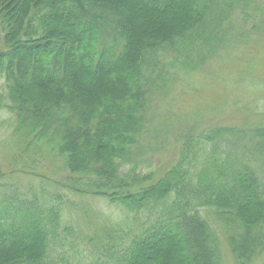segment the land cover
Instances as JSON below:
<instances>
[{
    "label": "trees",
    "instance_id": "obj_1",
    "mask_svg": "<svg viewBox=\"0 0 264 264\" xmlns=\"http://www.w3.org/2000/svg\"><path fill=\"white\" fill-rule=\"evenodd\" d=\"M263 11L261 0H0L11 165L37 169L50 156L68 174L33 172L23 185L0 164V264H225L222 238L235 264H254L264 254V119L192 127L158 179L142 173L137 145L154 89L167 84L160 56L200 65L203 49L248 45L264 33ZM67 194L104 198L124 216L75 229L64 223Z\"/></svg>",
    "mask_w": 264,
    "mask_h": 264
},
{
    "label": "rangeland",
    "instance_id": "obj_2",
    "mask_svg": "<svg viewBox=\"0 0 264 264\" xmlns=\"http://www.w3.org/2000/svg\"><path fill=\"white\" fill-rule=\"evenodd\" d=\"M206 49H203L205 57L200 65L160 54L168 79L160 91L154 89L149 108V134L137 145L143 174L151 173L156 179L161 177L177 160L179 140L192 127H230L245 122L255 124L264 119V33L248 45L231 41L214 55ZM193 57L196 61L199 55ZM5 93V81L0 80V98ZM13 126L14 118L1 110L0 164L7 181L27 185L34 177L31 176L33 172L52 182L68 176L62 169L61 160L50 156L40 158L37 169L30 163L28 169H13L11 156L18 149L12 138L14 130L10 133ZM65 199L69 209L64 212V223H70L75 229L91 231L90 222L106 226L124 216L123 211L104 198L67 194ZM80 209L89 210L93 214L92 220H87V212L85 217L82 216ZM222 245L225 264H235L225 238H222ZM254 264H264V254Z\"/></svg>",
    "mask_w": 264,
    "mask_h": 264
}]
</instances>
